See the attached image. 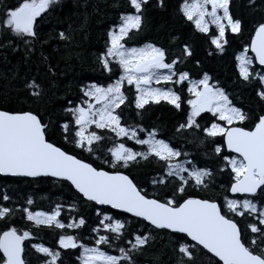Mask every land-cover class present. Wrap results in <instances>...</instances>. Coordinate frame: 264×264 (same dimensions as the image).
Returning <instances> with one entry per match:
<instances>
[{
    "label": "snow or ice",
    "instance_id": "obj_1",
    "mask_svg": "<svg viewBox=\"0 0 264 264\" xmlns=\"http://www.w3.org/2000/svg\"><path fill=\"white\" fill-rule=\"evenodd\" d=\"M149 3L125 0L124 9L106 27L103 49L95 56L103 82H81L77 100H65L53 115L47 106L32 107L50 103L51 82L46 86L27 78L21 103L28 107L0 108V176L52 177L67 182L83 202L101 206L95 209L98 223L89 227L92 235H74L68 230L87 224L82 215L65 221L64 205L48 211L23 207L19 211L26 223L17 226V209L3 203L11 197L0 193V264H33L29 254L37 255L38 264H66L61 250L69 249L76 250L73 264H141L138 258L152 249L158 236L167 237L170 264H264V16L253 23L234 55L239 79L257 97L253 109L234 103L208 72L193 78L181 67L193 55L187 43L177 44L179 54L155 42L129 46L144 30ZM61 4L62 0H18L5 6L0 33L14 37L12 50L22 46L25 58L37 44L55 41L57 51L60 46H78L83 22L78 28L68 24L53 29L43 39L38 35L40 22ZM232 4L233 0H178L177 12L204 36L210 57L226 53L229 34L233 39L244 34V21L233 14ZM248 5L261 10L257 0H248ZM153 6L163 9L165 0H155ZM12 44L9 39L0 42V48ZM42 61L47 63L48 57L42 54ZM47 74L56 75L51 64ZM161 102L180 115L174 135L203 148L205 161L184 150V144L174 146L171 139L160 138L158 126L137 120ZM53 135L73 151L53 142ZM75 150L88 153L90 160ZM91 160H99L101 166ZM150 160L160 165L151 183L162 189L152 194L125 171ZM33 203L31 198L26 201ZM103 206L129 214L137 226L130 227L127 218ZM68 211L78 210L71 204ZM42 227L54 233V245L37 242ZM150 264H160L159 257Z\"/></svg>",
    "mask_w": 264,
    "mask_h": 264
},
{
    "label": "trees",
    "instance_id": "obj_2",
    "mask_svg": "<svg viewBox=\"0 0 264 264\" xmlns=\"http://www.w3.org/2000/svg\"><path fill=\"white\" fill-rule=\"evenodd\" d=\"M17 2L18 0H0V14L3 13L5 6L14 5ZM154 3L155 0H150L145 11L144 30L128 42L129 46H139L144 42H155L158 45H164L170 53L179 54L180 49L177 44L187 43L190 45L193 55L186 58L181 67L190 71L193 78L204 71L208 72L215 80L220 81L221 85L229 92L234 103L243 105L245 108H256L258 100L255 92L239 79L234 55L240 50L242 41L248 37L249 29L253 23L264 16V3L257 0V8L261 10L254 11L248 5V0H233L232 12L244 21V34L238 39H233L229 34L231 43L227 46L226 53L211 57L207 55L210 48L205 43L204 36L196 32L194 27L183 20L181 14L177 12L178 0H165L166 7L163 9L154 7ZM114 4H118V7L113 6ZM124 7L125 0H78V4H74L73 0H62V4L57 10L40 22L37 32L43 39L53 29H64L68 24L78 28L83 22V31H79L76 36L77 41H79L78 46L74 45L68 50L63 46H60L58 51L54 50L56 42L52 41L49 45L41 46L37 44L31 55L25 58L22 46L20 50H12L16 46L15 38L0 33V42L6 43L9 39L13 41L12 46L0 48V108L16 110L21 107H28V105L21 103L26 95L21 89L24 80L27 78L35 77L45 83L46 86L49 81L51 82L49 89L50 103L46 101L44 104H33L32 107L34 110H43L47 106L53 111V115L65 100H77L80 95L78 85L81 82L89 80L103 82L104 76L95 63V56L103 49L106 27L110 25L117 13ZM172 37L178 39L173 41ZM69 52L71 58L68 57ZM42 54L48 57L47 63L42 61ZM196 61L200 62L199 66ZM47 64L53 66L56 72L55 77L47 74ZM17 96L20 97V100H17ZM128 111L134 112L133 109ZM137 120L145 125L154 124L158 126L160 138L171 139L174 146L184 144V150L191 153L197 160L203 162L207 159L204 156L203 148L196 143H186L174 135L173 129L180 120V115L170 105L164 102L159 105H151L149 110L143 114V117H138ZM50 138L60 146L73 151L71 146L63 144L58 135H53ZM127 143L129 146H133L132 142ZM135 147L139 149V146ZM75 151L81 158L90 160L88 153ZM90 162L98 167L101 166L99 160H91ZM125 171L130 173L149 194L162 190L151 183V180L160 172V165L155 161H142ZM191 191H193V194H198L194 190ZM0 193H6L11 197L10 201L3 203L17 209V214L13 217L17 226H24L26 223L23 221L19 209L29 207L32 211H48L56 204L64 205L65 211L62 212L61 217L65 221L72 216L78 217L81 215L86 219V226L78 230H68L71 234L90 236L92 234L89 227H95L98 223L95 212L97 206L78 199V194L66 182L61 183L48 178L11 179L0 177ZM29 198L34 202L31 206L26 204ZM71 204L76 205L77 212L68 211V205ZM106 210L110 214L115 213L118 218H127L130 221V227L137 226L135 218ZM2 227L3 222L0 221V228ZM36 231L34 229V232ZM38 236L40 239L37 242L42 240L46 246L55 244L54 233L43 227L38 231ZM84 242L89 243L87 240ZM61 252L66 264L75 262L73 253H76V250H61ZM113 254L115 253L113 252ZM171 256V248L167 245V237L164 236L161 240V237L158 236L152 249L138 259L141 264H150L154 257H159L160 264H170ZM28 259L33 264H38L37 255L29 254Z\"/></svg>",
    "mask_w": 264,
    "mask_h": 264
},
{
    "label": "water",
    "instance_id": "obj_3",
    "mask_svg": "<svg viewBox=\"0 0 264 264\" xmlns=\"http://www.w3.org/2000/svg\"><path fill=\"white\" fill-rule=\"evenodd\" d=\"M1 178H11V179H37V178H48V179H51V180H55V178H52V177H35V178H33V177H11V176H0ZM57 181V180H56ZM67 183V182H66ZM74 190V189H73ZM75 192V191H74ZM97 207H101V206H97ZM104 208H106L107 209V206H103ZM108 210H110V209H108ZM110 211H113V212H116V213H119V212H117L116 210H110ZM119 214H123V215H126V216H129L130 217V215L129 214H125V213H119ZM131 218H133V217H131Z\"/></svg>",
    "mask_w": 264,
    "mask_h": 264
}]
</instances>
